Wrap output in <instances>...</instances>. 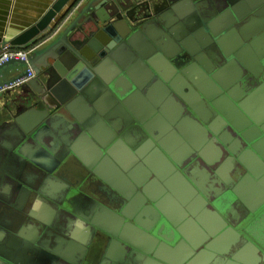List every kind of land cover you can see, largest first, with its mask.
<instances>
[{
	"label": "water",
	"instance_id": "95a60500",
	"mask_svg": "<svg viewBox=\"0 0 264 264\" xmlns=\"http://www.w3.org/2000/svg\"><path fill=\"white\" fill-rule=\"evenodd\" d=\"M71 2L0 38L33 49L0 64V215L20 219L11 228L0 216V264H264V0H86L54 31ZM165 97L186 105L169 133L152 117ZM190 121L213 138L181 155L169 139ZM227 125L245 151L235 153ZM123 147L151 170L134 173L138 219L113 206L91 220L88 194L60 171L76 160L109 178L103 171L126 168L115 158ZM107 180L127 200L118 178ZM86 224L109 235L98 262L74 255L81 244L92 251L77 230Z\"/></svg>",
	"mask_w": 264,
	"mask_h": 264
},
{
	"label": "flooded vegetation",
	"instance_id": "af4514ba",
	"mask_svg": "<svg viewBox=\"0 0 264 264\" xmlns=\"http://www.w3.org/2000/svg\"><path fill=\"white\" fill-rule=\"evenodd\" d=\"M176 75L177 74L172 75L171 78L176 79L178 76V75L177 76ZM179 81H181V80H179ZM185 87L187 88V86H185ZM191 89H192V87H191ZM184 90H185V88H184ZM193 91L195 92V90H193ZM183 93H184V96L190 97L189 90H185ZM191 98L195 100L193 95ZM176 99L184 107H186V105L183 103V101L180 98L176 97ZM165 101L168 102L166 106H169V107H164L163 110L159 107H153L154 114L152 117L154 118L155 112H157V114L160 117L162 116L161 121H159V124L161 125L160 131H163L164 133H166V132L169 133V132H171V129L173 127H176V126L172 125V121L174 122L176 114H179L180 111L183 110V107H180L179 102L176 103L175 101H173V100L171 101V100H169V98L167 99L166 97H165ZM138 110L141 114H145L146 111H149L151 109H147L145 111V107H139ZM211 112L214 114H213L210 122L218 124L219 121L217 119L220 115L216 111H214L213 109ZM205 114H206V112H205ZM208 114L210 116L211 113H208ZM189 124L190 125L179 127V130H177L178 132H176L175 135H173L169 139V142L171 144L176 143L178 145V149H179V152L181 155H184V153H185L183 151V148L185 146H188V145L190 146V144H191L194 148H197V147L200 148V146H205L206 143L211 142V139L213 138L214 133L212 131H209L201 123L200 124L204 127V132H201L196 126L194 127L195 129L192 131L191 124L193 125V123L190 121ZM176 125L179 126L180 123L179 124L177 123ZM136 126L140 128V130L144 133V135L146 137H149L146 129H143V127L139 126V125H136ZM225 128L230 133H232V135L235 137V139H234L235 143L232 144L233 148L235 149V153H237L239 151L240 152L245 151L247 148L246 146H248V144H249L247 142L246 138H244L242 136V134L240 136L237 133H235L234 130L229 125H227ZM138 137H139V135L135 136V138L133 139L134 143H135L136 139H138ZM218 137H220V136L218 135ZM224 139L228 140V137L226 136L225 133H224ZM173 146H175V145H173ZM220 146H215V147L218 148V150H221ZM123 151H124V156L115 157V158L120 160V162L124 163L126 168L125 169H121V168L119 169L118 168V169H115L113 171L112 170H106V171H103V173L112 174V176H110L112 179L111 181H114L115 177L118 178L117 184H115V183L114 184H115V186H120L121 188L117 187L116 190L122 191L121 189H123L125 191V195L127 197V200L122 199L116 193V191L113 190L108 185L107 179L110 180V177L103 179L99 176L98 170L96 169V167L94 168V170L92 172L97 173L98 176L96 174H93L89 169H86L84 167V165L82 164V162L74 160V162H72L69 166H67L66 169L64 168L60 171V175L63 178L66 176L67 179L71 180L73 187L81 189L83 192L88 194L89 201H86V203L88 204L89 208L91 207L90 216L93 217L91 220H93L96 217V215L101 213L100 212V213H97L95 215L92 210L96 211V210L103 209V211L105 210V211H108L109 213H111V210L109 211V210L105 209L104 207L112 209L113 206H115V207L117 206V208H119V209L123 207V209H125V211L123 213L126 216H129L130 218L134 217V219H138V215L136 214V212L140 207V202H142L144 198H143L142 194L140 193L141 190L143 189V187H142V185H137L135 183L136 181H138L135 177L139 176L141 178L142 175H149V174H151V170H148L145 168L142 160L139 159L138 155H135L133 153V151L131 150V147H128V150L124 149V147H123ZM104 156H105V158H107V154H104ZM97 158L98 159L101 158L102 160L104 159L103 156L102 157L100 156V154H98ZM98 163H99V160H98L97 164ZM85 172L87 173L86 175H84ZM134 173H139L142 175H136ZM113 174H115V175H113ZM110 184H113V183H110ZM126 192L132 193L131 199L128 197V194ZM29 202L31 203L30 199H29L28 203L26 204L25 209L31 210L30 205H28V204H30ZM40 203H38V205H37L38 206V212L44 213L43 210L39 207ZM97 203L99 204V206H98V208H95ZM2 211H3V213H2ZM15 213L19 214V212H15ZM1 215L6 217V224L9 225V227H11V228H15L17 223L20 222V219L16 218L17 216H15L13 214H9V216H7L6 211H4V208H2V210H1ZM41 216H43V215H41ZM94 220H96V218ZM125 226H127L128 228L131 227V225L129 224L127 219H126ZM131 228H133V227H131ZM29 229L26 230L29 233L27 235L29 238H33V237H35V235H37V236L40 235L38 226L37 227H31ZM77 230H79L82 237H84V238L89 237L91 240L90 243H93V244L91 246L92 251L90 252L89 255H88L89 249H87L86 244H81V245H79L78 248L73 249L74 255L78 258H80V257L88 258V260H93V262H98L101 259L104 250H106V247L109 245V235L107 233L101 231V230H97L95 227H91L89 224H86L85 226L81 227V229L77 228ZM141 236H144V235H141ZM144 237L151 240V242H152V239L149 236L145 235ZM120 248H121L119 250L120 255H122L124 253V245H120ZM124 258H125V255H123V259Z\"/></svg>",
	"mask_w": 264,
	"mask_h": 264
},
{
	"label": "crops",
	"instance_id": "0c3cea01",
	"mask_svg": "<svg viewBox=\"0 0 264 264\" xmlns=\"http://www.w3.org/2000/svg\"><path fill=\"white\" fill-rule=\"evenodd\" d=\"M55 2L56 0H0V38L8 41L18 36L37 23ZM85 2L86 0H80L75 3V7L72 5V8L69 3L54 22L56 24L63 17L64 12L67 9L70 10L60 22L58 30L71 21ZM1 51L2 44L0 43Z\"/></svg>",
	"mask_w": 264,
	"mask_h": 264
},
{
	"label": "built area",
	"instance_id": "2783aa9c",
	"mask_svg": "<svg viewBox=\"0 0 264 264\" xmlns=\"http://www.w3.org/2000/svg\"><path fill=\"white\" fill-rule=\"evenodd\" d=\"M32 50L33 49L19 50V49H14L10 45H6V46L2 47V51L0 52V64L7 62L10 59H17V60L26 61L29 53H31ZM33 77H34V73L30 70L29 76L27 78L22 79L17 85L25 83Z\"/></svg>",
	"mask_w": 264,
	"mask_h": 264
},
{
	"label": "trees",
	"instance_id": "16d2710c",
	"mask_svg": "<svg viewBox=\"0 0 264 264\" xmlns=\"http://www.w3.org/2000/svg\"><path fill=\"white\" fill-rule=\"evenodd\" d=\"M78 1H80V0H72V2L70 3V4H71V7H70V8H72V5H73V7H75L74 5H75V3H77ZM69 11H70V10L67 9V10L64 12L63 17L60 18V20H59L56 24H54V31L58 29L60 22L65 18V16L69 13ZM13 48H14V47H13ZM14 49H16V48H14ZM19 50H23V49H19ZM24 50H29V49H24Z\"/></svg>",
	"mask_w": 264,
	"mask_h": 264
}]
</instances>
